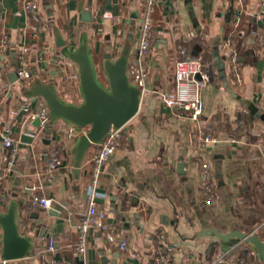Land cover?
I'll return each mask as SVG.
<instances>
[{
    "label": "crops",
    "instance_id": "0c3cea01",
    "mask_svg": "<svg viewBox=\"0 0 264 264\" xmlns=\"http://www.w3.org/2000/svg\"><path fill=\"white\" fill-rule=\"evenodd\" d=\"M27 1L34 12L26 11ZM88 9L91 22L83 18ZM144 13V0H0V38L7 37L6 49L0 48V215L17 206L20 233L33 241L28 257L8 264H65L68 251L75 258L78 226L93 192L84 164L100 149L93 144L78 164L77 142L87 129L79 133L62 119L44 134L35 129L32 122L43 112L33 93L39 86L55 84L61 101L82 105L79 68L68 53L83 44L88 45L99 84L109 89L108 58L126 56L129 63L136 59ZM154 24L139 112L126 126L124 143L95 190L105 221L116 227L115 243L92 229L84 264H155L158 231L165 232L168 242L164 264H264L245 242L226 247L215 236H200L211 229L239 230L264 241V0H167L157 8ZM232 31V50L227 51L223 42ZM58 34L63 46L58 45ZM24 50L32 73L27 82L10 78ZM182 50L208 68L202 122L214 129L221 143L217 148L198 149L189 115L164 102L175 93V64ZM232 51L242 68L241 83L232 73ZM251 106L258 109L255 115ZM28 131L34 136L31 143L23 140ZM5 139L19 149L9 175ZM53 149L60 151L64 166L48 175L45 155ZM199 158L212 165V205L201 194ZM35 193L63 210L51 215L54 207H32ZM50 236L56 241L54 253L47 250ZM2 238L0 225L1 257ZM123 241L126 251L117 246Z\"/></svg>",
    "mask_w": 264,
    "mask_h": 264
},
{
    "label": "built area",
    "instance_id": "2783aa9c",
    "mask_svg": "<svg viewBox=\"0 0 264 264\" xmlns=\"http://www.w3.org/2000/svg\"><path fill=\"white\" fill-rule=\"evenodd\" d=\"M167 0H144L145 13L143 16V23L141 25V35L139 46L137 50L136 59L128 64L127 72L130 83L140 90V97H142L147 89L148 81V61L152 54L154 39L156 36V29L154 24V14L157 8L165 3ZM244 1V0H243ZM25 9L27 12H34L33 3L25 2ZM235 37L234 31L229 33L223 42V48L227 51L232 50V40ZM7 47V37L0 38V48ZM182 59L175 64V81L176 89L172 97L165 98L164 102L168 107L177 108L189 115L190 120L194 123L192 132L193 143L198 149H206L217 143V137L214 129L202 122L204 115V98L203 92L209 83V72L206 65L199 58H194L187 55L185 50L181 51ZM232 73L236 76L237 82H242L241 72L242 68L239 64L236 53L232 51ZM17 77L20 81H29L32 78V73L27 58V51L24 50L19 55V67L17 69ZM42 122L47 124L49 122L48 115L42 113ZM125 127L115 128L112 126L100 144V149L95 151L88 157L85 162V167L89 169L91 176V202L86 217L78 226V241L72 249L75 258H79L84 262L87 253V241L92 229H98L101 233H105L110 243H115L114 233L116 227L109 225L105 221V212L99 208L96 203V188L99 184V178L105 171L108 164L115 153L122 147L126 134ZM81 133V132H80ZM73 135H70L72 137ZM5 147L10 149V155L7 160L5 174L9 175L13 172L17 157L19 153L18 147L11 139L4 140ZM45 173L50 175L57 169L64 166L63 158L58 149H53L45 155ZM200 165V185L203 199L208 205H212L216 200L215 187L213 184L212 165L210 162L202 158L198 160ZM30 205L34 208H42L49 210L54 207L52 199L44 197L39 193H35L30 198ZM157 238V256L154 258L155 264H164L166 261L168 242L164 231L156 233ZM121 251L128 249L126 241L117 244ZM47 250L51 253L56 251V241L54 237L50 236L48 239ZM0 264H8V261L3 260L0 255ZM232 264H246L245 260H237Z\"/></svg>",
    "mask_w": 264,
    "mask_h": 264
},
{
    "label": "water",
    "instance_id": "95a60500",
    "mask_svg": "<svg viewBox=\"0 0 264 264\" xmlns=\"http://www.w3.org/2000/svg\"><path fill=\"white\" fill-rule=\"evenodd\" d=\"M185 1L191 4V0ZM80 9L82 10V5ZM83 18L85 22L92 21L90 9L83 11ZM195 25L197 27V22ZM57 37L58 45L63 46L65 43L61 41L59 34ZM68 56L78 65L84 103L80 106L64 103L55 91V84L39 86L33 97L39 99V111L48 115L49 122L42 124L41 116L38 115L32 126L44 134L50 130V124L62 119L79 133L87 129V133H82L79 137L76 146L75 161L81 164L89 148L93 144H101L112 126L125 127L135 118L140 109L141 97L140 90L130 83L127 72L129 62L126 56H121L116 61H112L111 57L108 58L105 69L109 78V89L102 87L98 82L87 44L81 45L75 52L68 53ZM10 78L16 80L17 73H13ZM249 110L253 115L258 112L254 106ZM33 138L32 131H28L23 136V140L28 143H31ZM220 144L216 143L210 149L217 148ZM183 170L184 165H179V171L184 173ZM54 210L50 211L51 215L62 211L63 207L54 206ZM17 214V206L13 205L6 214L0 215V225L3 229L1 252L2 259L6 261L28 257L33 249L32 239L20 233ZM201 235L215 236L226 247L245 242L255 250L260 261L264 263V241L257 234L249 235L239 230L220 233L217 229H211L201 232ZM64 255L65 264H84L79 258H73L70 251L65 252Z\"/></svg>",
    "mask_w": 264,
    "mask_h": 264
}]
</instances>
